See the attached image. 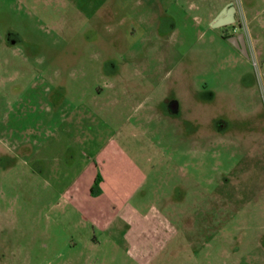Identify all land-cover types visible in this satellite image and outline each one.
<instances>
[{"label":"rangeland","instance_id":"374dc122","mask_svg":"<svg viewBox=\"0 0 264 264\" xmlns=\"http://www.w3.org/2000/svg\"><path fill=\"white\" fill-rule=\"evenodd\" d=\"M0 264H264V0H0Z\"/></svg>","mask_w":264,"mask_h":264},{"label":"flooded vegetation","instance_id":"af4514ba","mask_svg":"<svg viewBox=\"0 0 264 264\" xmlns=\"http://www.w3.org/2000/svg\"><path fill=\"white\" fill-rule=\"evenodd\" d=\"M227 5H230V7L234 8V13H233L234 22L228 26L217 27V29L222 30L221 38L224 39L225 41H227L239 56L244 57V55L242 54V51H244L245 54L247 55V58L246 57H244V58L248 59L249 54L252 52V46L249 43L248 35H246V33L242 30V28L239 24V21L237 19V14H236L237 11H236L235 6L232 3H228V4L224 5L223 8ZM218 13H219V10L214 14L213 18ZM213 18L209 21L210 24H211ZM231 38H233L235 40L234 45L229 42V39H231Z\"/></svg>","mask_w":264,"mask_h":264},{"label":"water","instance_id":"95a60500","mask_svg":"<svg viewBox=\"0 0 264 264\" xmlns=\"http://www.w3.org/2000/svg\"><path fill=\"white\" fill-rule=\"evenodd\" d=\"M233 13H234V8L233 7H230V5L225 6L213 18V20H212V22L210 24L211 27L217 28V27L231 25L234 22ZM229 42L234 45L235 40L233 38H231V39H229ZM242 54L244 55V57L247 58V55L245 54L244 51H242Z\"/></svg>","mask_w":264,"mask_h":264},{"label":"crops","instance_id":"0c3cea01","mask_svg":"<svg viewBox=\"0 0 264 264\" xmlns=\"http://www.w3.org/2000/svg\"><path fill=\"white\" fill-rule=\"evenodd\" d=\"M210 16H211V15H210ZM213 16H214V15H213ZM213 16H212V18H213ZM212 18H211V19H212ZM211 19H210V20H211ZM106 181H107L106 179H105L104 181L102 180V183H100V187H101V188L105 185V182H106Z\"/></svg>","mask_w":264,"mask_h":264}]
</instances>
